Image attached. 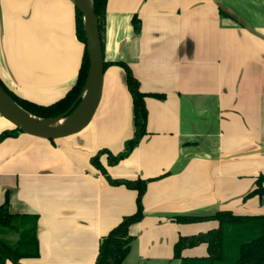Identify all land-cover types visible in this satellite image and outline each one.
I'll return each instance as SVG.
<instances>
[{
  "label": "crops",
  "instance_id": "1",
  "mask_svg": "<svg viewBox=\"0 0 264 264\" xmlns=\"http://www.w3.org/2000/svg\"><path fill=\"white\" fill-rule=\"evenodd\" d=\"M83 52L71 0H0V80L18 97L39 105L63 98ZM103 55L127 64L141 92L162 95L145 98L147 133L137 147L105 165L112 179H155L123 264H179V236L217 227L175 216H264V197L246 198L264 175V0H107ZM9 128L0 118V132ZM133 135L125 75L111 65L83 131L0 142V204L37 220L39 255L21 264H95L101 237L135 212L136 192L111 185L91 157L123 152ZM205 255L204 244L183 251Z\"/></svg>",
  "mask_w": 264,
  "mask_h": 264
},
{
  "label": "trees",
  "instance_id": "2",
  "mask_svg": "<svg viewBox=\"0 0 264 264\" xmlns=\"http://www.w3.org/2000/svg\"><path fill=\"white\" fill-rule=\"evenodd\" d=\"M95 15L98 20L102 50H104V33L107 0H92ZM76 35L84 45L81 65L76 83L60 100L49 104L39 105L29 100L18 97L9 90L0 80V86L9 97L24 111L40 118H54L65 114L76 103L87 78L89 67L86 49V40L83 30L81 12L75 8ZM133 31L138 34L141 22L137 15L132 18ZM115 65L120 67L125 75L126 87L131 97L133 109L134 135L125 143V149L119 154H112L107 149L99 150L91 157V164L107 181L114 186H124L136 192V210L133 214L124 216L99 241L98 253L95 264H123L131 250L134 237L129 229L139 223L144 217L143 196L148 184L155 179L137 178L134 180L112 179L106 171V166H113L137 147L141 138L147 133V109L145 98L153 96L161 98L160 94H145L141 92L139 81L134 77L130 67L123 62H105L104 69ZM79 104V102H78ZM76 104V106L78 105ZM22 132L16 128L5 129L0 132V142L11 137H16ZM105 158V164L102 159ZM162 177V176H160ZM264 175H261L255 188L246 198L264 197ZM180 224H193L215 221L217 227L204 233L190 236H179L173 246V257L179 264H264V216H246L234 214L230 210H218L202 215H183L172 218ZM36 217L28 215H13L9 212L8 200L0 204V264L11 261L21 264L24 258H36L39 255L37 240ZM206 245V255L202 257H185L183 251L199 245Z\"/></svg>",
  "mask_w": 264,
  "mask_h": 264
},
{
  "label": "water",
  "instance_id": "3",
  "mask_svg": "<svg viewBox=\"0 0 264 264\" xmlns=\"http://www.w3.org/2000/svg\"><path fill=\"white\" fill-rule=\"evenodd\" d=\"M71 1L82 14L89 62L87 78L76 103L65 114L54 118H40L20 108L0 86V118L9 123L11 128L19 129L22 133L31 137L59 140L77 135L90 124L101 100L105 60L93 3L92 0ZM76 104L78 105L76 106ZM79 110L80 113L77 118L62 128L43 127L37 123L38 120L43 122L66 120Z\"/></svg>",
  "mask_w": 264,
  "mask_h": 264
},
{
  "label": "bare ground",
  "instance_id": "4",
  "mask_svg": "<svg viewBox=\"0 0 264 264\" xmlns=\"http://www.w3.org/2000/svg\"><path fill=\"white\" fill-rule=\"evenodd\" d=\"M80 110L77 111L72 117L66 119V120H62L59 122H43L41 120H38L37 123L39 126H43V127H52V128H62L63 126H65L66 124L70 123L71 121H73L75 118H77V116L79 115Z\"/></svg>",
  "mask_w": 264,
  "mask_h": 264
}]
</instances>
